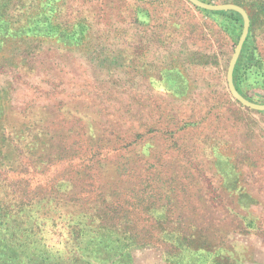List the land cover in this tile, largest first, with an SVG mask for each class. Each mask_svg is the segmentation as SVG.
Returning a JSON list of instances; mask_svg holds the SVG:
<instances>
[{"label":"rangeland","instance_id":"rangeland-1","mask_svg":"<svg viewBox=\"0 0 264 264\" xmlns=\"http://www.w3.org/2000/svg\"><path fill=\"white\" fill-rule=\"evenodd\" d=\"M203 1L247 12L237 86L264 104V0ZM242 23L0 0V264H264V112L226 83Z\"/></svg>","mask_w":264,"mask_h":264},{"label":"water","instance_id":"water-1","mask_svg":"<svg viewBox=\"0 0 264 264\" xmlns=\"http://www.w3.org/2000/svg\"><path fill=\"white\" fill-rule=\"evenodd\" d=\"M189 4L204 10L208 12H235L240 15L242 18V31L240 34V37L235 45V48L233 50V53L231 55L227 72H226V83L228 91L231 95V97L239 103L241 106L258 112H264V104H258L254 103L252 101H249L245 97H243L236 89L234 82H233V72L235 65L238 61V58L240 56L243 44L247 38L248 32H249V26H250V20L248 17L247 12L240 6L235 4H211L204 2L202 0H186Z\"/></svg>","mask_w":264,"mask_h":264},{"label":"trees","instance_id":"trees-1","mask_svg":"<svg viewBox=\"0 0 264 264\" xmlns=\"http://www.w3.org/2000/svg\"><path fill=\"white\" fill-rule=\"evenodd\" d=\"M203 1V0H202ZM210 13H213V14H218V15H223V16H225V15H228V14H231V15H236L238 18H240L241 19V17H240V15L238 14V13H235V12H230V11H227V12H210ZM247 37H248V35H247ZM246 41H247V38H246V40H245V42H244V44H243V47H242V50H241V53H240V56H239V58H238V61H237V63H236V65H235V68H234V72H233V82H234V85H235V87H236V89H237V91L239 92V90H238V82H239V78H240V62H241V58H242V55H243V52H244V49L246 48ZM247 66H248V64H247ZM248 68V67H247ZM240 93V92H239ZM241 94V93H240ZM242 95V94H241ZM243 96V95H242ZM244 97V96H243ZM238 204V203H237ZM238 207L240 208L239 210H243V209H245L246 207L244 206V205H241V204H238ZM28 231H29V229H28ZM77 235H78V233L77 234H75V237H77ZM25 247V246H24ZM34 248H36V247H34ZM55 254H56V256H60V255H58V252H57V250H55ZM57 258H59V257H57ZM69 259H71V263L70 264H76L77 263V260L75 259V257L72 255L71 257H69ZM89 262H91L90 260H88ZM89 262H87V263H89Z\"/></svg>","mask_w":264,"mask_h":264}]
</instances>
